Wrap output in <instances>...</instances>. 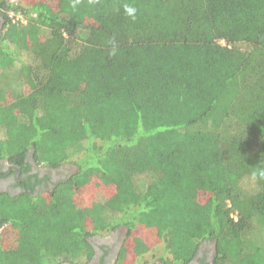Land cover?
<instances>
[{"label":"trees","instance_id":"trees-1","mask_svg":"<svg viewBox=\"0 0 264 264\" xmlns=\"http://www.w3.org/2000/svg\"><path fill=\"white\" fill-rule=\"evenodd\" d=\"M0 13V157L78 167L48 198L2 196L18 238L0 264L89 257V214L127 237L150 228L167 264L205 240L215 264H264V0H0ZM92 187L86 210L68 194Z\"/></svg>","mask_w":264,"mask_h":264},{"label":"flooded vegetation","instance_id":"flooded-vegetation-1","mask_svg":"<svg viewBox=\"0 0 264 264\" xmlns=\"http://www.w3.org/2000/svg\"><path fill=\"white\" fill-rule=\"evenodd\" d=\"M5 26V18L0 13V35L2 34ZM25 166L17 162L11 161L9 158L0 157V199L5 194L15 197L28 192L31 197H37L39 195L46 198L49 197L50 191L55 185L70 177L73 173L78 171V167L73 163H66L57 168H51L42 164H38L33 159V150L30 149L25 159ZM24 169H29L24 171ZM2 217H0V232L6 228H10L13 232L17 233L11 223H3ZM121 226L115 230H108L107 234H94L87 236V240L91 246L90 256L88 254L83 255V264H117L121 255V251L124 248L127 241L128 229L125 232ZM14 237L11 241L13 244L17 241L18 236L12 233ZM1 238V237H0ZM16 239V240H15ZM1 246V242H0ZM216 248L212 241L205 240L199 246L196 256L188 264H215ZM63 264H80L72 259H66L62 261ZM152 264V263H151ZM155 264H166L161 261Z\"/></svg>","mask_w":264,"mask_h":264},{"label":"rangeland","instance_id":"rangeland-1","mask_svg":"<svg viewBox=\"0 0 264 264\" xmlns=\"http://www.w3.org/2000/svg\"><path fill=\"white\" fill-rule=\"evenodd\" d=\"M15 1H17V0H15ZM10 15H13V14L11 13ZM89 189H91L89 194H87V192L80 194V193L71 192V191H69L68 194H69L70 197L78 196L79 199H81V200L75 199V201L82 208H85V205H89V199H93L94 197H98L100 187H98V188L97 187H92V188H89ZM87 191H89V190H87ZM97 192H98V194H97ZM109 193H110V191H109ZM100 197L102 199L106 198V200H108L109 199L108 198L109 194L108 195H103V196H100ZM90 226L92 227V228L89 227L90 230L91 229L98 230L96 228L97 225L90 223ZM121 226H123V225H118L116 228L121 227ZM78 227H79V224H78ZM79 228L80 229H78L77 231L81 232V236L83 238V234L85 232L89 231V229H87V230L85 229V231H84L83 229H81V227H79ZM108 229L104 230L103 232H101L102 230H98V232H101L102 234L103 233L107 234L109 232ZM123 229H124V232H125L126 228L123 227ZM149 229H147V230L142 229V230L139 231V233L136 235L135 238H131V239L134 240V243H135V247H134L135 248V253L133 252L134 256H127V258H125L126 264H146V263L155 264V263H159V262L163 261V259H165L166 257L170 256V255H168L169 253L167 254V252H166V250L170 251V249H167V248L165 249V246H164V244H165L164 237H159L158 240H156L155 242L154 241H152V242L149 241V244H147V238H146V234L145 233L148 232ZM82 232H83V234H82ZM150 232H151V230H150ZM12 233H13V231L10 228H6L4 231L0 232V237H1L0 238V242L2 244H6L3 247L4 249H7V248H9L10 246L13 245V243H11V241L7 240V239H9V240H13L14 239V237L12 236ZM94 233L97 234V232H94ZM88 248H89V245L83 239L82 242H80V245L78 246V248L75 249V251H77V253L79 254V253L83 252V250H86ZM73 258L77 259L79 257L76 256V257H73ZM62 261H64V260H62ZM214 262H215V260H214ZM78 263H80V260H78ZM60 264H63V263L60 262ZM118 264H120V261H118Z\"/></svg>","mask_w":264,"mask_h":264},{"label":"crops","instance_id":"crops-1","mask_svg":"<svg viewBox=\"0 0 264 264\" xmlns=\"http://www.w3.org/2000/svg\"><path fill=\"white\" fill-rule=\"evenodd\" d=\"M95 200V199H94ZM93 201V200H92ZM92 201H90V203L92 202ZM90 203H89V205H85V208H83V209H87V207H90ZM91 218H92V215L91 214H89V216H88V221H87V225H88V228L87 229H89V231H87L86 233L88 234L87 236H89V235H94L95 233L94 232H97V234H102L101 232H103L104 230H106V229H108L109 227L107 226V225H105V224H101V223H97L96 225H98V230H102L101 232H98V230H95V229H91L90 230V228H92L91 226H90V223H91ZM123 226H125V225H123ZM90 227V228H89ZM127 228V227H126ZM142 228L144 229V230H147V229H149V228H145V227H142V226H138V225H136L135 226V228H133V230H131L132 232H131V235L129 236V237H127V241L125 242V245H124V248L122 249V251H121V255H120V257H119V259H118V261H120V264H126V262H125V258H127V256H134V253H135V243H134V240L133 239H131V238H135L136 237V235L139 233V231L140 230H142ZM108 230H110V228L108 229ZM111 230H115V229H111ZM151 229H149V231H150ZM107 232V231H106ZM106 234V233H105ZM146 234V233H145ZM146 238H147V244H149V241L150 242H152V241H154V240H150L149 238H148V236L146 235ZM137 239V238H136ZM158 239V238H157ZM133 240V241H132ZM155 242V241H154ZM12 243V242H11ZM1 245H2V248L6 245V244H2L1 243ZM134 252V253H133ZM168 255H170V256H168V257H166L165 259H167V258H169L170 259V257H171V255H172V252H171V254H168ZM163 262H165V261H163ZM80 264H83V261L82 260H80ZM118 264V263H117ZM146 264H148V263H146ZM149 264H151V263H149ZM167 264V263H166Z\"/></svg>","mask_w":264,"mask_h":264},{"label":"clouds","instance_id":"clouds-1","mask_svg":"<svg viewBox=\"0 0 264 264\" xmlns=\"http://www.w3.org/2000/svg\"><path fill=\"white\" fill-rule=\"evenodd\" d=\"M125 11H126V13L128 14V15H134V13H135V9L134 8H132V7H129V6H125ZM11 14V13H10Z\"/></svg>","mask_w":264,"mask_h":264},{"label":"built area","instance_id":"built-area-1","mask_svg":"<svg viewBox=\"0 0 264 264\" xmlns=\"http://www.w3.org/2000/svg\"><path fill=\"white\" fill-rule=\"evenodd\" d=\"M13 14V13H12Z\"/></svg>","mask_w":264,"mask_h":264}]
</instances>
